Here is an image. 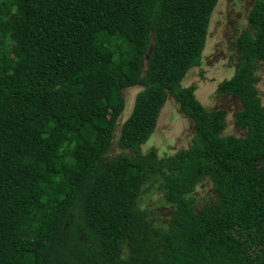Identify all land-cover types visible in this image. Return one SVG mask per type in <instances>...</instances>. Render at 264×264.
Listing matches in <instances>:
<instances>
[{
    "label": "trees",
    "instance_id": "obj_1",
    "mask_svg": "<svg viewBox=\"0 0 264 264\" xmlns=\"http://www.w3.org/2000/svg\"><path fill=\"white\" fill-rule=\"evenodd\" d=\"M217 3L0 0V264H264V0L217 87L239 100L246 135L223 137L226 111L181 87L201 65ZM169 96L193 124L191 144L142 153ZM152 178L173 210L165 229L138 205ZM207 179L216 201L196 210Z\"/></svg>",
    "mask_w": 264,
    "mask_h": 264
},
{
    "label": "rangeland",
    "instance_id": "obj_2",
    "mask_svg": "<svg viewBox=\"0 0 264 264\" xmlns=\"http://www.w3.org/2000/svg\"><path fill=\"white\" fill-rule=\"evenodd\" d=\"M254 0H218L209 22L206 46L199 67L190 69L181 82L182 88L196 86V99L208 110L226 111V127L222 136L244 137L245 128L237 127L234 123L236 113L241 110L239 100L233 95H222L217 92L218 85L223 80L230 79L234 74L237 55L234 44L242 32L248 30L247 16ZM255 75L258 79L256 89L264 105V63L256 64ZM140 87L123 91L125 108L118 118L114 130V140L109 157L120 153L118 137L123 123L130 116L135 97ZM194 136L192 122L184 117L172 96H169L158 119L157 127L151 138L141 147L142 153L155 151L160 158L171 156L177 151L190 146ZM70 172L65 179L69 180ZM196 210L216 201V193L211 182L207 179L201 182L192 195ZM139 207L148 212L153 228L165 229L169 226L172 208L164 202L159 183L152 178L143 188L138 201Z\"/></svg>",
    "mask_w": 264,
    "mask_h": 264
}]
</instances>
